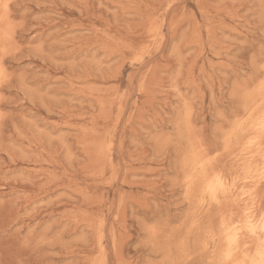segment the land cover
<instances>
[{
    "label": "rangeland",
    "instance_id": "obj_1",
    "mask_svg": "<svg viewBox=\"0 0 264 264\" xmlns=\"http://www.w3.org/2000/svg\"><path fill=\"white\" fill-rule=\"evenodd\" d=\"M5 5L0 264L154 259L137 247V218L178 209L150 134L183 100L211 120L264 46V0Z\"/></svg>",
    "mask_w": 264,
    "mask_h": 264
},
{
    "label": "clouds",
    "instance_id": "obj_2",
    "mask_svg": "<svg viewBox=\"0 0 264 264\" xmlns=\"http://www.w3.org/2000/svg\"><path fill=\"white\" fill-rule=\"evenodd\" d=\"M247 67L210 121L183 100L150 134L178 212L137 218V247L155 257L145 264H264V46Z\"/></svg>",
    "mask_w": 264,
    "mask_h": 264
},
{
    "label": "bare ground",
    "instance_id": "obj_3",
    "mask_svg": "<svg viewBox=\"0 0 264 264\" xmlns=\"http://www.w3.org/2000/svg\"><path fill=\"white\" fill-rule=\"evenodd\" d=\"M5 1H6V0H0V4L5 5ZM7 4H8V3H7ZM2 8H3V7H0V10H1ZM3 11H4V9H3ZM7 11H8V9H7ZM7 11H6V14H7ZM7 15H9V14H7ZM7 15H6V16H7ZM4 16H5V15H4ZM6 16H5V19L7 20L8 18H6ZM1 18H2V16L0 15V20H1ZM2 21H3V19H2ZM4 25H5L4 28H8V27H9V26L6 25V24H4ZM7 26H8V27H7ZM4 28H3V29H4ZM0 30H1V29H0ZM9 30H10V29H9ZM4 31H6V29H5ZM9 32L11 33V31H9ZM5 33H6V32H5ZM6 34H7V33H6ZM6 34H4V35H6ZM2 35H3V33H2ZM2 35H1V36H2ZM2 37L4 38V36H2ZM5 37H6V36H5ZM8 37H10V36L8 35ZM8 37H7V39H6V38H5V39H6V40H8V39L11 40V39L8 38ZM1 39H2V38H1ZM1 39H0V40H1ZM3 41H5V40L3 39ZM0 43H1V41H0ZM2 47H3V46H2ZM3 49H4V48H3ZM9 52L11 53V51H9ZM7 54H8V53H7ZM143 66H144V65H143ZM0 67H1V65H0ZM1 69H2V67H1ZM2 71H3V69H2ZM3 72H4V71H3ZM3 72H2V73H3ZM5 72H6V71H5ZM6 75H7V74H6ZM3 81H4V79H3ZM1 84H2V82H1Z\"/></svg>",
    "mask_w": 264,
    "mask_h": 264
},
{
    "label": "snow or ice",
    "instance_id": "obj_4",
    "mask_svg": "<svg viewBox=\"0 0 264 264\" xmlns=\"http://www.w3.org/2000/svg\"><path fill=\"white\" fill-rule=\"evenodd\" d=\"M0 7H7L6 5L0 4ZM4 79V74L2 72H0V81H2Z\"/></svg>",
    "mask_w": 264,
    "mask_h": 264
}]
</instances>
